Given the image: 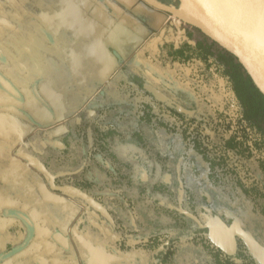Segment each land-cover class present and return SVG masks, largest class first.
Instances as JSON below:
<instances>
[{"label": "crops", "instance_id": "crops-1", "mask_svg": "<svg viewBox=\"0 0 264 264\" xmlns=\"http://www.w3.org/2000/svg\"><path fill=\"white\" fill-rule=\"evenodd\" d=\"M182 28L141 0H0V264H82L70 229L83 202L33 159L125 222L108 236L136 264H227L177 210L210 196L193 130L230 111L211 67L182 52L214 44Z\"/></svg>", "mask_w": 264, "mask_h": 264}, {"label": "flooded vegetation", "instance_id": "flooded-vegetation-1", "mask_svg": "<svg viewBox=\"0 0 264 264\" xmlns=\"http://www.w3.org/2000/svg\"><path fill=\"white\" fill-rule=\"evenodd\" d=\"M217 96H219V93ZM217 96L216 99L218 100L219 98ZM169 103H171V100ZM229 112H227V117ZM209 119L211 125H213V117ZM199 126H206L203 128H208V130L215 134L218 141L214 145L211 142L209 143V140L204 136H200V133L196 132L198 136L196 134L193 136L195 139L197 137L198 142L201 144L200 147L196 148L193 142L192 148L197 153L196 157L198 162L202 163L203 172L201 178L209 186L208 192L210 196L202 193L201 198H197L196 196V198L192 197L194 203L198 201V209L190 214L197 220H193L179 212L190 223L188 225L189 227L184 229V231L188 233L191 231L193 233L192 238H195L197 242L204 243L208 247L213 248V250L224 253L228 258H235L241 250L245 256H250L240 240L237 241L235 257L228 256L211 241L208 236V229L203 228V226L210 222L209 218L211 216L219 217L226 225L231 224L232 218H239L246 225L247 230L264 245V177L260 178L253 171L254 165H257L255 170H259L263 176L259 164L255 161L257 159L264 161V158L259 157L255 153L253 146L249 142L247 144L252 148V156L247 158L246 154L237 157L226 148L225 141L228 137L224 136L221 130L215 131L202 121L199 122ZM202 150H205L206 153H202ZM222 158L224 164L221 161ZM222 168H224L225 175L221 171L223 170ZM212 171L215 172L210 174ZM90 198L103 209L99 208L101 209L99 210L101 213L84 202V213L70 229V241L72 240V244L70 243V245L75 247L77 258L82 264H88L92 254L97 257L95 264H136L137 254L131 253L128 255L124 253L123 251L128 248L122 242H111L108 236L114 229L117 231L126 230L124 226L125 222L120 224L119 220H114L102 200ZM227 203L231 207H227ZM180 207L182 208V206ZM233 208H236L237 211H233ZM95 225L101 227H98V229ZM84 240L114 256L115 261L111 262L105 254L96 255L93 252L89 253ZM256 264L258 263L256 262Z\"/></svg>", "mask_w": 264, "mask_h": 264}, {"label": "water", "instance_id": "water-1", "mask_svg": "<svg viewBox=\"0 0 264 264\" xmlns=\"http://www.w3.org/2000/svg\"><path fill=\"white\" fill-rule=\"evenodd\" d=\"M141 1L171 16L172 24L179 33L184 32L183 26H189L233 57L264 97V0H174L172 3L163 0ZM8 90L12 91L11 86ZM150 92L161 102L168 100L154 88ZM55 129L47 133V138L56 136L59 128ZM30 162L45 176L54 191L71 199L81 200L83 204L86 202L98 211L103 209L79 189L57 186L55 177L38 160L33 159ZM178 211L197 220L181 207ZM209 219L210 222L203 228L208 229L209 238L221 251L230 257H235L237 241L240 240L250 256L258 264H264V245L247 230L246 225L239 218H232L229 225L217 216H211ZM98 227L101 226H96ZM84 242L89 253L105 254L111 262L115 261V257L105 250L93 246L86 240ZM96 259L97 257L91 254L88 264H95Z\"/></svg>", "mask_w": 264, "mask_h": 264}, {"label": "trees", "instance_id": "trees-1", "mask_svg": "<svg viewBox=\"0 0 264 264\" xmlns=\"http://www.w3.org/2000/svg\"><path fill=\"white\" fill-rule=\"evenodd\" d=\"M194 49L188 45L183 48L182 52L185 54V59L190 60L191 58L190 55L197 56L206 65L204 66V68L208 69L210 67V65L208 64V57L211 55L209 48L198 46L195 50ZM238 68L239 69H234V71L230 74L231 90L242 108L243 120L246 121L249 125L252 124L254 126H258L259 122L264 123V97L257 91V89L252 84L251 80L243 72V70L240 68L239 65H238ZM218 124L221 126L220 123ZM219 130L220 129L215 128V131H219ZM196 136L198 135L196 134ZM245 136L246 135L244 134L241 136L237 134H232L225 141L226 148L237 157L241 155H246V154H247V158L251 157L252 148L248 146L247 144L248 139ZM192 141L194 142V145L196 148L201 146V144L198 142L197 137L196 139L193 138ZM258 144L255 146V148L256 147L263 148L264 140L259 139ZM202 153H206L205 150H202ZM222 160L223 158L221 159V161ZM255 162L259 164V167L261 168L263 176L260 174L259 170H255L257 165L256 166L254 165V169H253L254 173L257 176H260V178L264 177V161L257 159ZM222 163L224 164L223 161ZM222 169L223 170L221 169L220 170L223 171L222 173L223 175H225L224 168ZM213 172L215 171H212L210 174H213ZM205 188L209 189V186L207 185ZM229 205L230 204L227 203V207H231ZM233 211L236 212L237 211L236 208H233ZM227 264H256V262L250 256H247V255L245 256L243 254V251L241 250L235 258L231 259L227 257Z\"/></svg>", "mask_w": 264, "mask_h": 264}, {"label": "rangeland", "instance_id": "rangeland-1", "mask_svg": "<svg viewBox=\"0 0 264 264\" xmlns=\"http://www.w3.org/2000/svg\"><path fill=\"white\" fill-rule=\"evenodd\" d=\"M214 46V52L210 55V67L215 75L216 85L220 86L221 89H224L227 92V101L230 103V112L225 121H223L220 126L222 134L226 137H229L232 134H237L239 136L246 135L248 142L253 146L255 153L264 158V147L255 148L259 143V139L264 140V123L259 122L258 126L249 125L242 118V108L235 98L231 90V81L230 74L234 69H239L236 60L231 57L229 54L221 50L218 46ZM218 86V87H219ZM193 130V132L200 133V136H204L209 140V143L214 145L217 143V136L213 134L210 130L202 128L198 125ZM201 131V132H199ZM202 133V135H201ZM259 145V144H258Z\"/></svg>", "mask_w": 264, "mask_h": 264}]
</instances>
